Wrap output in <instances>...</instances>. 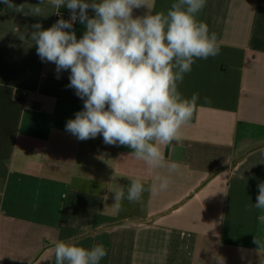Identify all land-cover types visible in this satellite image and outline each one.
Returning a JSON list of instances; mask_svg holds the SVG:
<instances>
[{
  "label": "crops",
  "instance_id": "crops-1",
  "mask_svg": "<svg viewBox=\"0 0 264 264\" xmlns=\"http://www.w3.org/2000/svg\"><path fill=\"white\" fill-rule=\"evenodd\" d=\"M11 2L0 0V264H56L58 241L102 244L100 264H264V213L254 207L264 182V0H206L197 14L221 51L196 59L178 85L200 97L181 142L163 148L179 168L140 204L115 192H127L129 177L149 188L167 169L149 172L129 147L66 131L83 100L70 70L57 73L30 39L34 24L59 20L55 9L45 0L33 16L40 0ZM174 2L148 0L149 10L166 14ZM72 30L79 39L85 26Z\"/></svg>",
  "mask_w": 264,
  "mask_h": 264
},
{
  "label": "clouds",
  "instance_id": "clouds-1",
  "mask_svg": "<svg viewBox=\"0 0 264 264\" xmlns=\"http://www.w3.org/2000/svg\"><path fill=\"white\" fill-rule=\"evenodd\" d=\"M13 7L11 0H2ZM30 15L41 16L39 6ZM55 13L66 6L70 19H59L48 29L34 24L30 39L42 61L56 65V72L70 70L69 88L83 100V110L66 123V131L79 141L102 135L106 145L131 148L137 160L149 172L167 169L169 175H157L145 188L139 177H129L125 193L115 192L116 202L127 199L142 203L145 191H166L170 174L179 165L166 160L163 148L181 142V129L193 116L199 94L184 98L178 91L184 75L191 72L196 59L220 54L215 32L197 19L206 0H175L165 14L152 13L148 0H48ZM146 7L143 16L133 10ZM94 12L90 18L88 10ZM85 26L77 38L73 23ZM254 207L264 213V182L258 185ZM226 194V193H225ZM264 224V214L258 216ZM254 243L261 241L254 238ZM107 255L102 244L90 249L71 241L54 244L56 264H100Z\"/></svg>",
  "mask_w": 264,
  "mask_h": 264
},
{
  "label": "built area",
  "instance_id": "built-area-1",
  "mask_svg": "<svg viewBox=\"0 0 264 264\" xmlns=\"http://www.w3.org/2000/svg\"><path fill=\"white\" fill-rule=\"evenodd\" d=\"M70 16H71V14H65V13H62V12H59V14H56V18H57V19H61V18H63V19H65V20H68V19H70ZM77 21H78V20H77ZM77 21H75V22L73 23V25L76 24ZM25 94H26V92H22V95H25Z\"/></svg>",
  "mask_w": 264,
  "mask_h": 264
}]
</instances>
